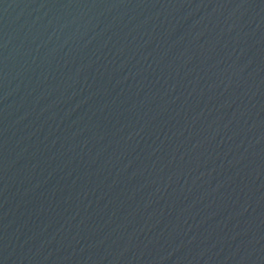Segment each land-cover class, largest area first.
Segmentation results:
<instances>
[{"label": "water", "instance_id": "water-1", "mask_svg": "<svg viewBox=\"0 0 264 264\" xmlns=\"http://www.w3.org/2000/svg\"><path fill=\"white\" fill-rule=\"evenodd\" d=\"M0 264H264V0H0Z\"/></svg>", "mask_w": 264, "mask_h": 264}]
</instances>
